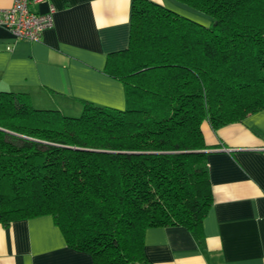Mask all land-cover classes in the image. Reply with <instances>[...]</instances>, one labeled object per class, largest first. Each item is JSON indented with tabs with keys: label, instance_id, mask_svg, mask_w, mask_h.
Here are the masks:
<instances>
[{
	"label": "trees",
	"instance_id": "trees-1",
	"mask_svg": "<svg viewBox=\"0 0 264 264\" xmlns=\"http://www.w3.org/2000/svg\"><path fill=\"white\" fill-rule=\"evenodd\" d=\"M173 1L209 24L132 0L128 48L105 63L124 110L67 117L0 91V223L50 216L93 264H150L149 228L200 239L212 205L200 126L264 111V0Z\"/></svg>",
	"mask_w": 264,
	"mask_h": 264
},
{
	"label": "crops",
	"instance_id": "crops-1",
	"mask_svg": "<svg viewBox=\"0 0 264 264\" xmlns=\"http://www.w3.org/2000/svg\"><path fill=\"white\" fill-rule=\"evenodd\" d=\"M197 21L173 0H149ZM14 0H0V10ZM132 0H43L30 10L54 9L53 26L37 42L0 28V91L27 94L40 110L77 117L90 104L124 110L123 84L105 73L109 55L128 48ZM201 15V14H200ZM202 16V15H201ZM200 130L207 150L212 205L200 239L181 227L149 228L150 264H264V111L240 123ZM0 264H93L67 247L50 216L0 223Z\"/></svg>",
	"mask_w": 264,
	"mask_h": 264
},
{
	"label": "built area",
	"instance_id": "built-area-1",
	"mask_svg": "<svg viewBox=\"0 0 264 264\" xmlns=\"http://www.w3.org/2000/svg\"><path fill=\"white\" fill-rule=\"evenodd\" d=\"M43 0H14L11 8L0 10V28L9 32L16 40L37 42L42 33L53 26L54 9L46 14L33 13L31 5Z\"/></svg>",
	"mask_w": 264,
	"mask_h": 264
},
{
	"label": "rangeland",
	"instance_id": "rangeland-1",
	"mask_svg": "<svg viewBox=\"0 0 264 264\" xmlns=\"http://www.w3.org/2000/svg\"><path fill=\"white\" fill-rule=\"evenodd\" d=\"M189 10H190V9H189ZM191 11H193V10H191ZM193 12L195 13L196 11L194 10ZM196 15H197V17L200 18V19H197L196 22L207 24V22H208V18H207V17H205V16H201L200 14H196ZM205 21H206V22H205ZM208 24H209V22H208Z\"/></svg>",
	"mask_w": 264,
	"mask_h": 264
}]
</instances>
